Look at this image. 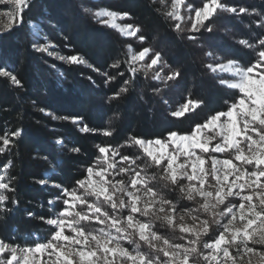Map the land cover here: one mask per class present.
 Masks as SVG:
<instances>
[{
  "label": "snow or ice",
  "instance_id": "obj_1",
  "mask_svg": "<svg viewBox=\"0 0 264 264\" xmlns=\"http://www.w3.org/2000/svg\"><path fill=\"white\" fill-rule=\"evenodd\" d=\"M156 2L149 0L150 6ZM159 2L163 5L165 0ZM30 7L31 0H0V17L8 20L0 24V34L22 26ZM154 10L172 22V30L182 39L193 43L197 39L194 33L214 31L213 21L220 13L257 17L250 23L260 33L238 41L254 53L247 64L234 58L225 62L212 51L203 53L208 60L203 68L215 74L218 85L236 94L224 101L226 108L212 110L187 132L169 130L166 137L153 139L129 135L116 146L97 145L93 163L74 185L52 182L60 194L48 204L51 207L59 201L62 207L50 217H40L51 227L49 237L23 246L0 239V264H264V13L230 6L223 0H201L198 6L171 0L169 10ZM85 11L95 22L116 30L123 38H134L140 45L134 49L133 43H125L121 58L109 65L115 74L104 73L105 84L124 76L122 65L130 73L108 97L109 102L127 94L139 73L161 85L152 89L154 95H161L171 86L169 82L175 84L183 78L181 69L171 68L163 53L148 43L141 24L117 23L134 21L130 12L107 8ZM29 27H35L32 21ZM32 47L69 64L99 71L80 53L56 54V45L50 41L33 43ZM222 73H228L230 79ZM0 78L23 88V81L2 60ZM203 104L189 94L170 115L180 118ZM46 114L52 119H71L82 132L99 131L105 137L115 132L111 127L90 128L80 116ZM114 118L119 114L114 113ZM22 134L23 129L16 128L0 135V154L10 151ZM56 143L62 145L59 140ZM50 165L54 172L57 164ZM11 167V160L0 165V215L12 212L9 202L18 204L15 178L8 174ZM37 183L48 185V175Z\"/></svg>",
  "mask_w": 264,
  "mask_h": 264
},
{
  "label": "trees",
  "instance_id": "obj_2",
  "mask_svg": "<svg viewBox=\"0 0 264 264\" xmlns=\"http://www.w3.org/2000/svg\"><path fill=\"white\" fill-rule=\"evenodd\" d=\"M187 2L196 6L201 4V0ZM223 2L264 13V0ZM100 8L130 12L135 20L124 22L141 24L148 43L163 53L171 68H180L183 78L175 84L169 82L171 86L164 88L161 95H154L152 89L161 85L139 73L127 94L109 102L108 97L119 90L130 73L122 65L120 71L124 76H118L108 84H105L104 73L115 74L109 65L121 58L125 43H133L134 49L140 45L134 38H123L113 29L95 22L85 11ZM155 8L165 12L164 4L159 0L151 6L149 0H31V7L24 15V24L0 35V60L23 81L21 89L0 78V135L16 128L23 129L15 146L0 154V165L12 161L8 174L15 178L14 195L18 200L17 205L8 203L11 213L0 215V239L25 245L32 241L33 234L39 239L48 238L51 229L40 217H50L62 207L59 201L49 206V199L60 194L50 185L52 182L66 187L74 185L93 163L98 154L97 145L116 146L129 135L153 139L166 137L169 130L187 132L194 122H202L212 110L226 108L224 101H230L236 94L234 90L218 85L215 74L203 68V64L208 62L203 53L212 51L225 62L227 58H234L247 64L254 53L238 41L260 33L261 30L250 23L257 17L220 13L214 18V31L194 33L197 39L193 43L174 32L172 22L165 20ZM29 21L38 27L39 37L32 35ZM65 36L69 38L67 41ZM161 37L173 48L163 43ZM45 40L56 45V54L80 53L99 71L60 62L33 49V43L41 44ZM196 44L202 47L197 48ZM167 71L164 69L165 73ZM189 94L193 99L203 100L204 104L183 117H172L170 110H175ZM161 97L168 104L163 103ZM42 108L44 112L40 111ZM46 113L57 117L80 116L90 128L111 127L115 132L111 137H105L99 131L82 132L80 125L72 123L71 119H52ZM114 113L119 114L118 119L114 118ZM57 140L62 145L57 144ZM72 148L80 151L72 152ZM50 162L57 164L54 172ZM46 175L49 184L41 186L37 181ZM8 195L11 197L13 193ZM28 212L35 215L29 217Z\"/></svg>",
  "mask_w": 264,
  "mask_h": 264
},
{
  "label": "rangeland",
  "instance_id": "obj_3",
  "mask_svg": "<svg viewBox=\"0 0 264 264\" xmlns=\"http://www.w3.org/2000/svg\"><path fill=\"white\" fill-rule=\"evenodd\" d=\"M170 5H171V0H165V3H164V11H167V10H169L170 9ZM101 9V8H100ZM181 12L182 13H185V9L183 8V7H181ZM6 23H8V20H7V18L6 17H0V24H6ZM117 23H125L124 21H117ZM16 28H18V27H15L14 29H16ZM110 28V27H109ZM112 29V28H111ZM30 30H31V32H32V35L34 36V37H39V29H38V27L37 26H35V27H33V28H30ZM114 30V29H113ZM12 31V30H11ZM114 31H116V30H114ZM117 32V31H116ZM118 33V32H117ZM127 39H129V38H127ZM161 39H162V41H163V43H167V41H166V39L165 38H163V37H161ZM168 44V43H167ZM168 47H171V46H169V44H168ZM171 48H173V47H171ZM45 53V52H44ZM45 54H47L48 56H50V58H54V59H56V60H58V61H60V62H64V63H67V62H65V61H61V60H59V59H57L56 57H55V55H49L48 53H45ZM59 55V54H58ZM221 75H225L226 76V78L225 79H230V76H229V74L228 73H222ZM181 84V83H180ZM109 124H110V126L112 125V121L110 120L109 121ZM218 156H222L223 154H217ZM51 186V185H50ZM57 192H59V191H57ZM182 203H187V202H183L182 201ZM47 225V224H46ZM49 226V225H48ZM49 228L51 229V227L49 226ZM160 230L162 231V232H165V233H167V229H165V228H163V227H161L160 228ZM34 236H33V239H31L32 241H30V242H27V243H24V244H32V243H34V242H36L37 240H39V241H44V240H46L47 238H44V239H39V237L37 236V235H35V234H33ZM23 246V245H22ZM126 246H128V247H131L130 245H126Z\"/></svg>",
  "mask_w": 264,
  "mask_h": 264
},
{
  "label": "water",
  "instance_id": "obj_4",
  "mask_svg": "<svg viewBox=\"0 0 264 264\" xmlns=\"http://www.w3.org/2000/svg\"><path fill=\"white\" fill-rule=\"evenodd\" d=\"M10 31H6V32H3L2 34H0V35H3V34H7V33H9Z\"/></svg>",
  "mask_w": 264,
  "mask_h": 264
}]
</instances>
